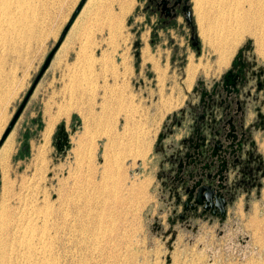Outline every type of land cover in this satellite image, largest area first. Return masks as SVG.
Listing matches in <instances>:
<instances>
[{
	"label": "rangeland",
	"instance_id": "rangeland-1",
	"mask_svg": "<svg viewBox=\"0 0 264 264\" xmlns=\"http://www.w3.org/2000/svg\"><path fill=\"white\" fill-rule=\"evenodd\" d=\"M80 1H5L1 29L11 21L13 34L7 41L0 35V139ZM102 1L112 15L106 25L98 23ZM146 4L87 0L62 41L76 33L79 40L60 61L64 71L44 88L58 48L33 89L7 137L13 151L0 162V264H25L35 246L47 264H264V165L259 189L241 191L224 218L180 219L162 175L170 139L160 140L185 101L196 96L194 87L220 81L241 54L248 84L243 100L254 101L250 118L261 115L253 133L264 158V47L256 40L264 25L249 23L224 62L215 49L239 28L228 24V14L246 10L248 0H189L197 48L181 12L164 24ZM85 13L97 23L78 26ZM222 23L233 31L226 34ZM49 114L58 119L45 146V167L39 168L33 153L43 143ZM61 137L65 141L58 144ZM137 139L144 141L145 157L127 158L122 147H136ZM106 150L120 170L103 182Z\"/></svg>",
	"mask_w": 264,
	"mask_h": 264
},
{
	"label": "flooded vegetation",
	"instance_id": "flooded-vegetation-1",
	"mask_svg": "<svg viewBox=\"0 0 264 264\" xmlns=\"http://www.w3.org/2000/svg\"><path fill=\"white\" fill-rule=\"evenodd\" d=\"M184 5L183 0H147L146 8L161 23L171 24L180 12L185 20ZM187 25L192 37L193 19ZM245 70L237 54L220 81L208 88L199 82L193 89L196 96L185 101L167 132L160 135L161 141L170 139L162 175L166 190L180 208L174 211L180 219L224 218L241 191L259 189L264 158L253 132L262 121L258 112L250 118L254 101L243 100L248 85ZM255 89H262L258 76ZM250 96L246 91L245 97ZM63 138L58 144L64 143Z\"/></svg>",
	"mask_w": 264,
	"mask_h": 264
},
{
	"label": "bare ground",
	"instance_id": "bare-ground-1",
	"mask_svg": "<svg viewBox=\"0 0 264 264\" xmlns=\"http://www.w3.org/2000/svg\"><path fill=\"white\" fill-rule=\"evenodd\" d=\"M5 1L7 0H0V35H2L3 37L1 39H5L6 41L10 38V36L13 34L12 30L11 29V26L12 24L10 23L11 21H9V26L8 28H6L7 30H2L1 28V19L3 18V15H7V11H8V6L7 4L5 3ZM218 1V0H217ZM238 1V0H236ZM235 2V1H234ZM206 3V2H205ZM245 3V2H244ZM227 4V2H226ZM229 4V3H228ZM239 4H241L240 2H237V5L235 4V8L237 6H240ZM199 5V4H198ZM231 8V7H230ZM234 8V9H235ZM229 9V7H228ZM233 10V8H231ZM237 10V8H236ZM239 10V9H238ZM236 12V11H235ZM202 13V12H201ZM6 17V16H5ZM202 18V17H201ZM231 18V19H230ZM228 19H230V21L228 22V24H231L233 22V24H236L239 28L236 29V30H240V31H236L235 30V33L231 32L232 30V27L231 26H225V24L222 23L223 27V30H225L224 32H231V40H230V37L228 38L229 35H225L227 37V39H229L230 41H228V43H223V44H219L217 46V48L215 49V53H218L219 54V57H220V61H224L227 59L228 56H231V53L234 52V49L236 48V45H238V42L242 39V35H243V32L245 31V28L246 26L249 24V23H255V24H258V25H264V0H248V8L245 10L243 9L241 11V8H240V11L236 12V13H232L229 12L228 14ZM204 20V19H202ZM205 21V20H204ZM201 22V21H200ZM200 25V24H199ZM220 28V30H221ZM207 30V29H206ZM219 31V30H218ZM233 31V30H232ZM208 32H209V29H208ZM221 32V31H220ZM223 32V33H224ZM2 33V34H1ZM219 33V32H218ZM228 34V33H226ZM207 35V33H206ZM204 36V34H203ZM221 36V35H220ZM208 37V36H207ZM212 37V36H211ZM218 37V36H217ZM223 39V38H222ZM257 43L259 44V46H263L264 47V36H261V37H257ZM220 41V40H219ZM221 43V42H220ZM214 45V44H212ZM216 45V44H215ZM210 46V44H209ZM262 47V48H263ZM260 49V48H259ZM214 50V49H213ZM258 50V49H257ZM261 50V49H260ZM145 51V50H144ZM264 52V50H261ZM148 53V52H147ZM146 53V54H147ZM261 54V52H259ZM144 54V52H143ZM149 54V53H148ZM145 56V54H144ZM262 57L264 56V54L262 53L261 55ZM146 57V56H145ZM144 59V58H143ZM151 59V58H150ZM146 60L147 57H146ZM152 60V59H151ZM219 61V60H218ZM152 62V61H151ZM222 62V63H224ZM227 62V61H226ZM193 63V62H192ZM221 64V63H220ZM200 65V64H199ZM198 65V66H199ZM155 67H157L155 65ZM154 67V68H155ZM158 68V67H157ZM156 69V68H155ZM187 75L189 74L188 77H192L194 76L193 74H195V66L193 65H190L188 68H187ZM157 70V69H156ZM196 71H197V68H196ZM191 79V78H189ZM57 117V116H56ZM55 116H52L49 114V116L47 117L46 119V128H45V132H44V135H43V143L39 146H37L36 148H34V153H33V161H34V166H39V168H44L45 167V164H46V158H45V154H46V143L48 141V138L52 132V129L54 128V124L56 122V118ZM110 135V134H109ZM108 136V134H107ZM117 136V135H116ZM115 136V137H116ZM124 137H126L125 135H123ZM122 134L120 135V137H122ZM110 137V136H109ZM107 137L108 139V142H110V138ZM138 137V136H137ZM106 138V137H105ZM113 138V136H112ZM119 137H117L118 139ZM139 138V137H138ZM114 139V138H113ZM112 139V141H113ZM116 139V140H117ZM131 139V138H129ZM129 139H126V140H129ZM143 139V137H142ZM142 139H137V143H136V147L132 148V146L134 144H130L129 146H126V144L124 145V147H122V149L124 150V148H126L128 150V153L126 154V157L128 158H132L133 160H137V159H140V158H144L145 155H146V151H144L142 148H143V145H144V141ZM106 140V141H107ZM111 141V142H112ZM115 142V141H113ZM128 143V142H127ZM107 145V144H105ZM13 140H11V138H7V140L4 142L2 148L0 149V162L1 164L4 165L5 161H7V158L9 156V154L13 151ZM46 146V147H45ZM118 146V145H117ZM107 148H110V147H107ZM111 149V148H110ZM118 149V148H117ZM121 149V150H122ZM104 151V150H103ZM115 153V152H114ZM117 153V152H116ZM120 153V152H119ZM103 154V153H102ZM113 155V154H112ZM118 155H121V154H118ZM125 156V155H124ZM123 157V156H122ZM116 158V157H114ZM113 158V160H114ZM118 158V156H117ZM120 159V158H119ZM122 159V158H121ZM125 159V157H124ZM110 162V158L109 156L107 155V150L105 151V154H103V157H102V164H101V169L103 170L102 172V176H101V180L106 181L109 176L107 174H111V173H117L118 171L117 170H120L119 168V161H113L112 164L113 166H111L112 164L109 163ZM88 167H91L90 169H92V165L91 163L88 162ZM114 167V169H113ZM36 168V167H35ZM38 168V167H37ZM99 169V168H98ZM99 170H97L96 172H98ZM113 171V172H112ZM100 172V171H99ZM101 174V173H100ZM95 176V175H94ZM113 176V175H112ZM94 178V177H93ZM116 178V177H115ZM117 179V178H116ZM110 180V179H109ZM108 181V180H107ZM116 185V184H115ZM104 186V185H103ZM106 186V185H105ZM112 188V187H111ZM133 189V188H131ZM130 192V191H129ZM135 192V191H134ZM133 193V191H132ZM44 203V202H43ZM46 205V204H44ZM37 205H35L34 209L33 210H37L35 212V214H38L40 213L38 210V206L36 207ZM44 207H48V206H44ZM43 208V207H42ZM40 208V209H42ZM54 212V211H53ZM49 214H51L49 211H48ZM264 232V231H263ZM257 243V242H256ZM38 244V243H36ZM39 245V244H38ZM263 245V244H262ZM38 247V246H37ZM36 246L33 247V256H32V260L30 261H27L25 264H47V262L45 261V258L44 260H41L38 258V256L40 255L38 253V251H41L37 248ZM42 247H40L41 249ZM42 252V251H41ZM44 252V251H43ZM172 252V251H171ZM37 253L39 254L37 256ZM43 254V253H42ZM41 256H44L42 255Z\"/></svg>",
	"mask_w": 264,
	"mask_h": 264
},
{
	"label": "crops",
	"instance_id": "crops-1",
	"mask_svg": "<svg viewBox=\"0 0 264 264\" xmlns=\"http://www.w3.org/2000/svg\"><path fill=\"white\" fill-rule=\"evenodd\" d=\"M100 4L101 5L99 6L98 10L101 9V14L99 12L100 16L98 17L99 18L98 23H100L102 21V23L104 25L109 24L110 21L112 20L111 12H110V10H108L109 9V6H108L109 3H108V1H102ZM77 18H78V16H77ZM95 19L96 18L93 16L92 13L90 14V16H88L87 13H85L83 15V17L81 18V20H79L78 26H80L81 22H82L84 27L89 26V25H95L97 23V20H98V19H96V20ZM86 32L84 33V35L82 34L83 38L86 35ZM77 44H79V40L77 39V33H76V37H75V35H70V37L67 38V40H65V44L63 42L60 45L58 51L56 52L53 60L50 63V66L47 70V73L50 74V77L44 79V81H43V84H45L44 88H48V87H50V85H53V83H55L54 75H57V74L59 75L61 72L64 71L65 66H66L64 63H62L60 61L65 60V62H66L67 58L74 51L73 47H75V45H77ZM55 57H56V59H55Z\"/></svg>",
	"mask_w": 264,
	"mask_h": 264
},
{
	"label": "water",
	"instance_id": "water-1",
	"mask_svg": "<svg viewBox=\"0 0 264 264\" xmlns=\"http://www.w3.org/2000/svg\"><path fill=\"white\" fill-rule=\"evenodd\" d=\"M87 0H81L78 4V6L76 7L74 13L72 14L70 20L68 21L67 25L65 26V28L63 29L58 42L56 43L55 47L52 49V51L49 53V55L47 56L38 76L36 77L35 81L33 82V85L31 86V88L29 89V91L27 92L25 98L23 99L22 103L20 104L18 110L16 111V113L14 114L11 122L9 123L8 127L6 128V130L4 131L1 139H0V148L2 147L4 141L6 140V138L8 137V135L10 134L11 130L13 129V126L15 125L18 117L20 116L21 112L23 111L29 97L32 94L33 89L35 88L36 84L38 83L40 77L42 76V74L44 73V71L47 69L53 55L55 54V52L57 51V49L59 48V46L61 45L64 37L66 36L67 32L69 31L70 27L72 26V24L74 23L75 19L77 18L78 14L80 13L81 9L83 8V6L85 5ZM178 1V0H177ZM187 1L188 0H183V2L185 3L184 7H183V11L185 12V21L188 24L192 23V15L191 12L188 10V6H187ZM191 41H192V46L197 47L198 44V39L196 35H192L191 37ZM63 142L65 141V138L62 139Z\"/></svg>",
	"mask_w": 264,
	"mask_h": 264
}]
</instances>
